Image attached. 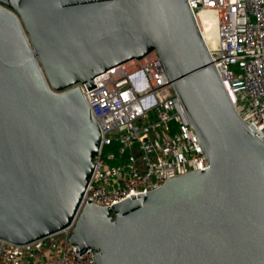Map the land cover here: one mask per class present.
Wrapping results in <instances>:
<instances>
[{
  "label": "water",
  "instance_id": "water-1",
  "mask_svg": "<svg viewBox=\"0 0 264 264\" xmlns=\"http://www.w3.org/2000/svg\"><path fill=\"white\" fill-rule=\"evenodd\" d=\"M155 52L209 163L109 209L83 201L102 133L79 85ZM187 0H0V240L74 227L98 264H264V142Z\"/></svg>",
  "mask_w": 264,
  "mask_h": 264
},
{
  "label": "built area",
  "instance_id": "built-area-1",
  "mask_svg": "<svg viewBox=\"0 0 264 264\" xmlns=\"http://www.w3.org/2000/svg\"><path fill=\"white\" fill-rule=\"evenodd\" d=\"M187 2L238 114L264 142V0ZM207 16L218 44L209 41ZM79 87L102 133L83 206L109 209L209 169L155 52L97 77L91 89ZM73 230L23 246L0 240V264H98L93 250L72 245Z\"/></svg>",
  "mask_w": 264,
  "mask_h": 264
},
{
  "label": "bare ground",
  "instance_id": "bare-ground-1",
  "mask_svg": "<svg viewBox=\"0 0 264 264\" xmlns=\"http://www.w3.org/2000/svg\"><path fill=\"white\" fill-rule=\"evenodd\" d=\"M204 21L206 23V31L208 32V37H209V34H210V31H211V28L214 29V26H213V22L211 21L210 17L207 16V17H204ZM215 32V31H214Z\"/></svg>",
  "mask_w": 264,
  "mask_h": 264
},
{
  "label": "rangeland",
  "instance_id": "rangeland-1",
  "mask_svg": "<svg viewBox=\"0 0 264 264\" xmlns=\"http://www.w3.org/2000/svg\"><path fill=\"white\" fill-rule=\"evenodd\" d=\"M208 38H209V41L210 42H212L214 44H218V42H216V40H215L216 37H215V32H214V29L213 28H211V31H210V34H209V37ZM231 69L234 70L235 68L234 67H231Z\"/></svg>",
  "mask_w": 264,
  "mask_h": 264
}]
</instances>
